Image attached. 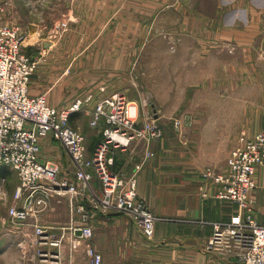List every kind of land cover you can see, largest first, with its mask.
I'll list each match as a JSON object with an SVG mask.
<instances>
[{
    "label": "rangeland",
    "instance_id": "374dc122",
    "mask_svg": "<svg viewBox=\"0 0 264 264\" xmlns=\"http://www.w3.org/2000/svg\"><path fill=\"white\" fill-rule=\"evenodd\" d=\"M224 3L221 2L220 6L226 5ZM0 5L3 8L1 14H5V19L1 20L10 27L21 29V33L24 34L22 51L35 62V69L31 75L30 94L44 95L50 104L59 109L67 107L88 92L94 94L91 109L96 106L99 100L96 98L101 95L104 98L123 94L131 104H137L136 128L142 129L151 124L157 130H161L159 138L148 132L146 136H136L125 149H116L113 169H118V172L127 179L135 178L137 190V174L142 164L136 165V163L141 160L143 162L158 158L160 160L163 157V164L168 163L173 171H199L203 181L199 190L202 197L225 200L215 195L217 186L212 180L206 179L204 172L207 167H212L216 173L224 172L232 151L241 143L242 133L245 132L246 137H254L264 130L255 133H250L245 128L238 130L236 138L238 142L228 152L224 148L226 145L224 140L231 139L235 135L234 131L237 129L235 118L238 116L232 115L229 125V121L224 124L227 115L212 116L219 121L217 123L220 126V140L217 142L219 147L205 146V140H201L202 136L214 132L196 129L197 106L193 103H197V100H192L191 69L186 63L187 57L191 56H188L186 51L177 52V46L184 38L183 44L188 46V51L192 55V39L199 36L192 35L190 30L193 28L196 31L201 30L203 36L201 34L200 39L211 33L209 42L215 46L223 45L224 41L221 38L229 27L223 24V19L207 18L208 13H205L210 11L213 15L217 14L218 6L215 0H0ZM239 63L237 60L231 61V65L237 70ZM231 78L233 79L230 88L232 94L246 93L245 88H241V84L240 88L238 87L239 71L237 74L233 72ZM224 105L236 110L239 100L225 102L220 99L213 100L210 106L220 108ZM187 112L191 114L185 122L183 116ZM77 113L72 123L77 122L82 127L81 130L86 132L90 125V113L85 110ZM107 126L108 122L105 118L101 119L98 126H91L95 128L91 132V140L96 139L92 151L103 137ZM228 126L231 129L227 128ZM197 140L198 143L204 141V145L198 144ZM153 142L157 146L154 149ZM122 150L130 152V156L128 154L127 156L135 160L134 166H137V169L129 172L118 166V157L122 154ZM91 154L92 152L87 153L88 156ZM212 158L215 161L209 162ZM10 173L5 186L0 184L2 189L0 190V249L5 241L4 229L9 233L21 234L23 238L27 236L28 240H22L24 243L20 242V245L17 243L15 245L17 247L10 250L7 255L3 256V252L0 251V264H43L37 255L39 243L34 240L32 221L27 225L19 224L14 222L9 214V208L15 203L14 189L16 191L19 185L17 172L12 171V175ZM158 173L155 170L154 175L158 176ZM256 175V186L251 195L255 210L257 204L254 193L258 188ZM94 177H97L96 174L92 177L91 185L96 189L93 183ZM203 188H207L209 195L204 194ZM159 190L160 186L149 187L152 193ZM152 193L151 197L155 201ZM62 195L73 198L72 193L69 192ZM139 196L147 203L144 196L140 194ZM74 201H79L78 205L81 203V199L77 197H74ZM225 201H228L233 210L230 218H237L242 214L236 201ZM147 204L153 209L152 212L162 219L163 210L157 209L158 207L163 209V202L157 200L155 203ZM97 212L127 216L136 223L149 242L156 243L157 233L151 238L146 236L139 223L128 214L98 210L93 216ZM26 226L28 230H24L27 229ZM55 229L53 227L54 231ZM66 229L60 227L58 230L62 233ZM9 237L15 240L12 235ZM22 237L20 236L21 239ZM12 243L14 244L13 241ZM65 246L69 244L63 242L59 250H63ZM59 264H70L64 254Z\"/></svg>",
    "mask_w": 264,
    "mask_h": 264
},
{
    "label": "built area",
    "instance_id": "2783aa9c",
    "mask_svg": "<svg viewBox=\"0 0 264 264\" xmlns=\"http://www.w3.org/2000/svg\"><path fill=\"white\" fill-rule=\"evenodd\" d=\"M2 10L0 5V13ZM20 30L8 26L0 17V165L11 167L19 177L9 214L14 222L27 225L54 194L72 193L73 200L81 199L77 205L81 223H72L57 233L53 226L32 222L34 240L39 243L37 255L43 264H59L63 242L72 250L84 243L91 264H102V253L93 242L91 219L95 211L126 213L139 223L146 236L155 234L160 217L139 196L135 178H125L113 169V164L117 148L125 149L136 136H146L148 132L159 138L161 130L151 124L136 128L137 104H131L123 94L101 98L89 109L90 125L96 127L105 118L108 126L88 156L86 136L71 125L70 116L85 110L94 94L88 92L62 109L50 104L42 94H30L35 62L22 51L24 34ZM244 133L224 172L216 173L212 167L204 172L206 179L217 186L215 195L236 201L242 211L237 218L213 222L214 233L207 247L225 252L235 247L242 264H264V217L257 216L251 196L257 169L264 165V132L254 137ZM46 136L65 148L75 166L74 178L60 177L58 164L40 159V140ZM94 174L102 186L99 192L91 185ZM202 190L209 195L207 188Z\"/></svg>",
    "mask_w": 264,
    "mask_h": 264
},
{
    "label": "crops",
    "instance_id": "0c3cea01",
    "mask_svg": "<svg viewBox=\"0 0 264 264\" xmlns=\"http://www.w3.org/2000/svg\"><path fill=\"white\" fill-rule=\"evenodd\" d=\"M226 1L215 0L218 6L216 15L211 14L210 11L205 12L208 13L207 18L223 19V24L229 27L221 38L224 41L223 45L211 44L209 42L211 33H207L200 39L201 30L196 31L193 28L190 30L192 35L198 34L199 36L192 39V55L188 51V46L183 44L184 38L178 44L177 52L186 51L187 55L191 56L187 57L186 63L191 69L192 100H197V103H193L197 106L196 129L214 132V134L207 133L202 136L201 140H205V146L219 147L217 142L220 140V126L217 124L219 121L212 117L213 115H227L228 118L224 120V124L229 121L228 125L232 120V115L238 116L235 118L237 119L235 135L231 138L232 140H224L226 143L224 148L229 152L238 142L236 139L238 130L245 128L250 133L264 130V0ZM221 2H225L226 5L220 6ZM0 17L5 19V14L0 13ZM232 60L240 62L238 70L231 65ZM183 63L182 59V69ZM238 71V87L240 88L241 84V88L246 90V93L240 95L232 94L230 90L233 81L232 73L237 74ZM182 81L184 82V78ZM218 99L224 102L239 100L238 109L231 110V107L225 105L212 108L210 106L212 101ZM93 103L85 108L86 112L93 107ZM77 114L76 112L70 116V123L81 130L82 127L77 122L72 123L75 119L74 115ZM189 114L191 113L184 114L185 122ZM227 128L231 129L229 126ZM92 130L95 128L93 129L91 125L86 132L81 130L86 136L87 153L92 152L96 143H94L96 139L91 140ZM198 144L203 146L204 141ZM39 145V155L42 161L58 164L60 177L74 178L75 166L58 140L46 136L40 140ZM152 147L153 149L157 147L155 142L152 143ZM127 154L130 156L129 151L122 150V154L118 157V166L132 172L138 167L134 166L135 160L133 161V158ZM214 161V158L209 160V162ZM220 161L223 160L220 159ZM139 164H142L137 174L139 194L145 197L147 203H155L157 200L163 202V209L156 207L157 210H163V216L160 215L162 219L156 222V243L149 242L136 223L127 216L105 215L97 212L92 220L93 242L102 253V264H242L235 247L226 248V252L220 249L205 248L214 232L212 222L230 220L233 210L228 201L201 196L199 190L203 181L198 170L173 171L168 163L163 164V157L160 160L159 158L144 162L141 160L136 163V165ZM155 170L159 172L158 176L154 175ZM12 171L14 170L11 167L0 165V184L5 186L9 177L8 173L11 172L12 175ZM256 174L258 182V188L254 193L257 204L256 213L262 219L264 217V166L259 167ZM13 175L16 176V174ZM93 183L96 189L101 191L102 186L98 177H94ZM157 186H160L158 192L149 191V187ZM0 190H2L1 187ZM151 193L154 194L155 201ZM78 203L79 201H74L69 196L54 194L49 199L46 209L31 217L30 221L37 220L44 225L55 227V231L60 232L58 230L60 227L68 228L64 226L81 223V216L77 211ZM149 207L153 211L150 205ZM25 228L27 229L24 230H28L27 226ZM3 235L5 241L0 249L3 256L17 247L15 246L17 243L20 245V242L24 243L22 240H28L27 236L23 238L21 234L9 233L7 229L3 230ZM11 235L15 240L9 237ZM18 235L22 239L20 236L18 238ZM60 254L61 259L64 254L66 261L70 264H89V262L91 264L92 262L84 243L75 250H72L70 246H65L63 250H60Z\"/></svg>",
    "mask_w": 264,
    "mask_h": 264
},
{
    "label": "water",
    "instance_id": "95a60500",
    "mask_svg": "<svg viewBox=\"0 0 264 264\" xmlns=\"http://www.w3.org/2000/svg\"><path fill=\"white\" fill-rule=\"evenodd\" d=\"M48 44H46V46H47ZM79 233H81V231H79Z\"/></svg>",
    "mask_w": 264,
    "mask_h": 264
}]
</instances>
